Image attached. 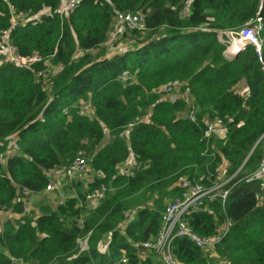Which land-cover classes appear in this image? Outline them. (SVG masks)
<instances>
[{
	"label": "trees",
	"instance_id": "1",
	"mask_svg": "<svg viewBox=\"0 0 264 264\" xmlns=\"http://www.w3.org/2000/svg\"><path fill=\"white\" fill-rule=\"evenodd\" d=\"M60 2L0 0V38L11 27L12 6L14 14L31 17L10 30L15 53L39 57L30 68L0 62V154L14 135L17 150L0 164V211L19 215L0 228V264L11 258L123 264L124 256L127 264H161L135 242L156 235L163 201L180 195L181 177L211 187L223 164L230 178L225 201H205L212 214L193 212L185 222L198 235L211 236L228 220L227 233L213 248L224 264H264V186L250 179L264 155V44L260 61L248 43L226 51L225 35L256 17L264 23V0H80L65 15ZM125 11L142 14L145 28L132 29L131 49L105 56L102 44L113 18ZM45 62L61 67L49 88L39 75ZM174 83L193 100L194 121L180 115L184 99L157 96ZM240 83L244 93L235 90ZM212 118L222 119L224 138L204 136ZM77 156L95 173L86 189L77 179L74 196L55 208L41 206L35 217L24 214L19 190L42 193L48 172ZM129 157L138 167L118 173ZM101 187L103 198L88 210L86 194ZM170 249L180 264H208V255L188 238L174 237Z\"/></svg>",
	"mask_w": 264,
	"mask_h": 264
},
{
	"label": "built area",
	"instance_id": "2",
	"mask_svg": "<svg viewBox=\"0 0 264 264\" xmlns=\"http://www.w3.org/2000/svg\"><path fill=\"white\" fill-rule=\"evenodd\" d=\"M80 0H67L63 5V10L58 11L61 14H67L69 10L75 7ZM60 6V5H59ZM10 10L13 13L10 19L11 27L10 29L3 30L1 32L0 38V54L7 53L9 59L15 63L17 66L30 68L31 64L37 62L39 57L36 54H32L28 57H21L15 53L14 48L11 45L10 41V30L15 28L17 24H19L20 17L22 15L14 14V10L12 6H10ZM31 19V18H30ZM115 27L116 31H121L122 28L126 29H136L143 30L145 28L144 25V17L140 13L133 12H116L115 16ZM22 22V21H21ZM264 29V23L260 17L254 18L252 21L248 22L245 26H243L237 32L228 31L225 32L227 36L229 46L226 51L229 52V48L231 44L236 45H245L251 44L254 46L257 56L261 61V49L264 44V37H260V32ZM76 53H81V51H77ZM1 62V61H0ZM47 62L44 63L46 65ZM264 69V67H262ZM42 71L39 73L41 76ZM38 75V76H39ZM120 77L122 80L126 81L129 76L127 71L121 72ZM41 84L43 86L44 82L41 78ZM51 84V78L49 79V86ZM175 84V83H174ZM167 84L162 86L166 92H170L172 89V85ZM177 98L171 96L167 99L170 102L175 101ZM186 102V101H185ZM64 112L66 110L64 109ZM92 114V111H91ZM89 115V114H87ZM185 118V117H184ZM186 118L190 121H194L196 118L195 105L192 106ZM204 136L210 137L214 134L219 127L223 128L224 123L221 118H212L207 119L205 123ZM133 123H130L128 127L122 132L123 135L127 134V131L130 127H132ZM106 134V130L104 131ZM14 138V137H13ZM16 138L14 139V141ZM4 155L0 154V164H4ZM56 174L60 178H63L65 184L71 185L74 181L83 176L87 171H89V166L87 164V160L82 156H77L73 159L71 163L65 166H59L56 168ZM48 175V174H47ZM49 177V176H48ZM225 180L222 183L215 182L211 187H204L200 183H192L190 179L187 177H181L180 195L175 196L172 200H170L164 208L163 211V221L157 231L156 235L152 237L150 240L135 242V247L141 250H150L155 255L156 259L161 264H180L173 257L170 243L174 237H185L188 238L191 242L195 244L196 247L202 250H208L209 248H214L217 244H219L223 238V236L227 233L228 230V220L224 224L219 227V231L211 236H200L196 232L190 228L186 222L184 217H187L190 213L193 212H201L206 211L209 214H212V210L207 208L204 204L207 200H214L215 198H220L221 202L225 201L228 190H224V186L227 183ZM250 179H259L261 180V187L264 186V155L260 159L257 169L251 174ZM53 180L50 179L48 184L45 186L44 191L48 192L54 188ZM106 192V187H101L99 190L92 191L86 194V204H93L91 208H93L101 198H103ZM33 194L26 188H21L18 192V198L16 199L22 206L23 213L29 212L32 205ZM38 195V194H37ZM256 200L259 199L258 195H255ZM4 212V210L0 211ZM121 263L127 264V258L124 256L120 259ZM10 264H24L22 260H18L15 258H11Z\"/></svg>",
	"mask_w": 264,
	"mask_h": 264
},
{
	"label": "rangeland",
	"instance_id": "3",
	"mask_svg": "<svg viewBox=\"0 0 264 264\" xmlns=\"http://www.w3.org/2000/svg\"><path fill=\"white\" fill-rule=\"evenodd\" d=\"M66 1L67 0H61L60 6H59L60 11L63 10V5L66 3ZM30 18L31 17L22 15L20 17V20L22 22H25V21H28ZM141 36H144V32H141ZM135 40H136V36L132 33V30H130V29L122 28L121 31H116L115 19L113 18L112 26H111L110 31L108 33L107 40L102 44V48L105 50V56L121 54V53L127 51L128 49H131L134 45ZM236 47H237V45H236ZM92 54L93 55L99 54L98 50H94L92 52ZM0 55L2 56V58L0 59L1 62L9 61L11 63H14L9 59V57L7 56V53L0 54ZM79 55H80V53H76L74 58H76ZM60 69H61L60 65L54 64L51 62H47L46 65H44V69H43L44 71L40 77L42 78V80L44 82L45 88H49V79L51 77H53L54 75H56L60 71ZM235 90L238 91L239 93H243V91H244L243 85L242 84L237 85ZM157 96L161 100H167L171 96H173L174 98L184 99L186 101V109L184 112H182L180 114L181 117H186L188 115L189 109L192 106H194L193 100L189 96H187L185 92H183L181 90V85L179 83H175L174 85H172V89L170 92H166L163 87L159 88L157 90ZM195 111H196V107H195ZM84 112H85V114L91 115V110L89 108H85ZM220 128L221 127H219L217 129V131L214 134H212L217 139H222L219 137L220 136L219 131L222 130ZM13 137H15V135L11 136L9 138L8 145L6 148V152L4 153V155L6 153H14L17 151L15 141H14L15 138H13ZM105 141H107V136H105L104 142ZM225 166L226 165L223 164L220 167V172H219L218 180H217V182H219V183H222L229 178V177H226V175H225V172H224ZM137 167H138V164H136L135 161L131 157H129L126 161H124L123 163H120L117 166V171H118V173H122V174H130ZM55 170H56V168L54 170L48 172V176L54 182L53 183L54 188L51 191H48V192L43 191L42 193H40L38 195H33L31 208H30L29 212L24 213L27 216L35 217L36 215H38L40 213V207L41 206L45 205V206H48L50 208H55L58 204L62 203L65 200V198L70 197V196H74L75 187L72 184L71 185L65 184L64 179L57 176ZM93 176H95V173H93L89 170L83 176H81L78 179L79 182H81V186H80L81 191H84L86 189V183L89 182V180ZM179 185H180V181H179ZM174 197L175 196L172 195L170 197L165 198V200L163 201L164 202V204H163L164 208H165V205L170 200H172ZM92 206H93V204H89V206H88V204H86V208L88 210L91 209ZM85 214H86V212L84 213V215ZM18 216L19 215H17L16 213H14L10 210L1 212L0 213V228L2 225H4L3 224L4 221L14 220V218H17ZM79 247H80V249H84L86 247L85 240L79 241ZM204 252L208 255V264H224L223 257H221L217 253V251L214 250L213 248H209L208 250H204ZM24 264H31V263L26 262Z\"/></svg>",
	"mask_w": 264,
	"mask_h": 264
},
{
	"label": "crops",
	"instance_id": "4",
	"mask_svg": "<svg viewBox=\"0 0 264 264\" xmlns=\"http://www.w3.org/2000/svg\"><path fill=\"white\" fill-rule=\"evenodd\" d=\"M43 13H48V10H47V9H44V10H43ZM240 84L243 85L244 91H246V87H245V85H244L243 83H240ZM244 91H243V93H244ZM220 129H222V130L219 131V135H220L219 137H220V138H224V136H225V131H224L223 128H220Z\"/></svg>",
	"mask_w": 264,
	"mask_h": 264
},
{
	"label": "bare ground",
	"instance_id": "5",
	"mask_svg": "<svg viewBox=\"0 0 264 264\" xmlns=\"http://www.w3.org/2000/svg\"><path fill=\"white\" fill-rule=\"evenodd\" d=\"M238 49V45H237V47H236V44L234 43V44H231V47L229 48V51H235V50H237Z\"/></svg>",
	"mask_w": 264,
	"mask_h": 264
},
{
	"label": "water",
	"instance_id": "6",
	"mask_svg": "<svg viewBox=\"0 0 264 264\" xmlns=\"http://www.w3.org/2000/svg\"><path fill=\"white\" fill-rule=\"evenodd\" d=\"M257 142H258V141H257ZM257 142H256V143H257ZM255 145H256V144H255ZM255 145H254V146H255ZM254 146H253V147H254ZM253 147H252V149H253ZM252 149H251V150H252ZM249 153H250V152H249ZM248 155H249V154H248Z\"/></svg>",
	"mask_w": 264,
	"mask_h": 264
}]
</instances>
